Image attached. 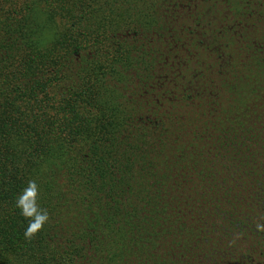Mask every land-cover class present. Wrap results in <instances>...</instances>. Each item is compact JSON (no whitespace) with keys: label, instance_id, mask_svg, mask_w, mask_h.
Returning <instances> with one entry per match:
<instances>
[{"label":"trees","instance_id":"obj_1","mask_svg":"<svg viewBox=\"0 0 264 264\" xmlns=\"http://www.w3.org/2000/svg\"><path fill=\"white\" fill-rule=\"evenodd\" d=\"M258 224L264 0H0V264H264Z\"/></svg>","mask_w":264,"mask_h":264},{"label":"clouds","instance_id":"obj_2","mask_svg":"<svg viewBox=\"0 0 264 264\" xmlns=\"http://www.w3.org/2000/svg\"><path fill=\"white\" fill-rule=\"evenodd\" d=\"M39 188L35 180H29L27 186L22 189L16 197L14 205L20 215L29 221L23 235L25 240L31 241L49 222L50 216L46 209H42L37 204ZM264 230V225H257Z\"/></svg>","mask_w":264,"mask_h":264},{"label":"rangeland","instance_id":"obj_3","mask_svg":"<svg viewBox=\"0 0 264 264\" xmlns=\"http://www.w3.org/2000/svg\"><path fill=\"white\" fill-rule=\"evenodd\" d=\"M217 10H206V22L212 25H220L222 22H230L233 18L231 17L230 11L222 9L221 6H218ZM227 26H231L227 24ZM212 32V31H210Z\"/></svg>","mask_w":264,"mask_h":264}]
</instances>
